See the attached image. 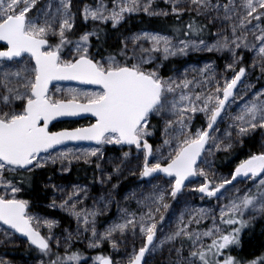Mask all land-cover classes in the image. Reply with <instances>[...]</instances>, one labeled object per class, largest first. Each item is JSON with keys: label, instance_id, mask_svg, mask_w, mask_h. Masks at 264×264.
Masks as SVG:
<instances>
[{"label": "snow or ice", "instance_id": "6c2138e0", "mask_svg": "<svg viewBox=\"0 0 264 264\" xmlns=\"http://www.w3.org/2000/svg\"><path fill=\"white\" fill-rule=\"evenodd\" d=\"M162 4L0 0V245L24 238L35 264H244L233 252L264 219V86L248 82L257 71L264 80V0ZM141 13L171 18V33L121 34L106 50V26L119 33ZM190 53L225 57L223 70L207 62L161 74L165 62ZM54 82L92 88L53 92ZM84 115L92 118L86 127L50 128ZM108 146L119 155L107 156ZM221 152L246 158L225 176L214 166ZM81 164L93 168L99 195L57 183ZM125 173L142 183L122 195ZM29 190L37 201L51 193L47 207L67 213L75 231L58 237V222L21 198ZM113 205L116 216L101 230ZM73 241L101 251L89 258Z\"/></svg>", "mask_w": 264, "mask_h": 264}, {"label": "trees", "instance_id": "16d2710c", "mask_svg": "<svg viewBox=\"0 0 264 264\" xmlns=\"http://www.w3.org/2000/svg\"><path fill=\"white\" fill-rule=\"evenodd\" d=\"M85 2V0H76L77 5ZM88 3H93L94 0H86ZM174 21L169 18L167 21L163 19L158 18H149L147 16H144L143 14L133 16L130 18L121 28L119 33L114 32V30L111 29L110 24L107 25V31H108V40H107V49L114 51L116 49L117 45V39L118 37L123 35H129L134 32H139L141 30H149V31H160L165 34H170L172 29V24ZM89 28L91 25L88 26ZM84 26L82 22H77V31H83ZM191 61H197V56H188L185 59L175 58L170 61L165 62V67L161 69V74L164 77H167L171 75L173 72L181 68L183 65L191 62ZM260 84L264 85V80H260ZM157 121L154 119L152 121L153 124H155ZM202 122L201 119H197L196 123L200 124ZM78 125V123H62L59 125H56L52 128V130H58L61 128H75ZM155 143V141H154ZM110 151H113V148L110 149ZM245 153L248 152V148L245 147L243 150ZM116 152V151H114ZM246 158V155H238V153H233L232 155H229L227 153H219L216 156L215 160V167L225 173L228 174L231 170L234 169L237 163H239L240 159ZM93 175L94 171L93 168H88L85 165H77L73 166L72 172L70 176L64 180H57V183H63V184H69L70 182H78L81 185L84 186H90L93 188L94 192L97 191V185H93ZM128 184L124 183L122 185V189L127 187ZM36 190L38 191L41 188V185L39 182L35 185ZM121 189V191H122ZM51 193H49L47 196L41 195L40 199L37 201L36 199H33L36 196V192L29 190L25 193L21 194V198L26 199H32L33 200V207L32 211L33 213H38L43 216H48L50 218H53L59 223V228L63 229H71L74 224L72 220L65 214L47 208L48 199L50 197ZM260 228H258V225L250 227L249 231H245L241 237L242 244L241 247L236 249L233 252V255H236L241 261L244 262V264H248L250 261L258 260L262 257H264V219H262L259 222ZM247 232L246 235H244ZM74 249L81 251L85 256L87 255L86 252L79 246L75 245ZM63 250H61L62 252ZM0 255L8 256L9 258L14 259H35L36 253L34 251H31L28 246L25 248H16V249H9V248H2L0 247ZM88 256V255H87Z\"/></svg>", "mask_w": 264, "mask_h": 264}, {"label": "rangeland", "instance_id": "374dc122", "mask_svg": "<svg viewBox=\"0 0 264 264\" xmlns=\"http://www.w3.org/2000/svg\"><path fill=\"white\" fill-rule=\"evenodd\" d=\"M159 3H160V6H163V4H162V0H159ZM141 14H142V13H141ZM163 34H165V33H163ZM189 56H194V53H190ZM187 57H188V56H187ZM215 57H216L217 59L220 60L219 63H218V61H217V63H216V64H217V66H216V67H217V71H222V70H223V67H224V64H225V57L220 56V55H218V54H215ZM179 58H180V59H185L186 57H179ZM223 59H224V60H223ZM222 60H223V61H222ZM247 62H248V63L251 62V61H250V58H248ZM201 66H203V64L200 65L199 62L191 61V62L187 63L186 65H183L181 68H179L178 71H179V72H183L186 68L201 67ZM176 71H177V70H176ZM176 71H175V72H176ZM175 72H173L171 75H173ZM229 75H231V74L229 73ZM259 75H260V73H259L258 71L255 72V73L250 77V79H249V81H248L249 83L255 84L257 88H260V87L264 86V85L260 84V81L257 82V80H256V77L259 76ZM165 78H166V77H165ZM55 87L68 88V87H75V86H62V85H57V86H54V87L52 88L53 92H55ZM76 88H79V87H76ZM81 89H82V88H81ZM84 90H87V89H84ZM86 124H87V123H84V125H86ZM67 129H69V128H67ZM112 148H113V146H108L107 156L119 155V152H118V151H116V152H114V151H110V149H112ZM221 153H222V152H221ZM218 154H219V153H217L216 156H217ZM216 156H215V158H214V166H215ZM93 167H94V166H93ZM215 169H216V171H217L219 174H221V175H225V176L228 175V174H225V173L219 171L216 167H215ZM113 182H116V181L114 180ZM124 183H127L128 186L122 189V185H123ZM141 183H142V182L139 181V179H138L137 177H135V176H130V175H128L127 173H125L124 177L121 178V189H122L121 194L123 195L126 191H131L132 189L137 188ZM96 185H97V191H96V192H94V190H93L92 187L87 186V187H89V191L91 192V195H93V196H97V195H99V193H100V185H99V184H96ZM51 195H52V194H51ZM51 195H50V197H49V199H48V203H50ZM192 203L195 204V205H197V206H200V205H201V201H199V199H195V200H193ZM87 204H88L89 206H91L92 201H91V200H88V201H87ZM212 204L214 205V204H215V201H213ZM203 206H208V205H207V204H204ZM179 207H180V206H178V208H179ZM47 208H48V207H47ZM49 209H52V208H49ZM53 210H57V211H59V212L65 214V215H67V213L60 211L58 208H57V209H53ZM116 213H117V209H116L115 205H113L112 208H111V211H110V213H109L108 216H102V217L99 218V226L101 227V230H102L103 226H104L106 223L110 222L111 219H114V218H115ZM177 214H178V213H177ZM42 216H43V215H42ZM67 216H68V215H67ZM45 217H47L48 219H52V220H54L53 218H50V217H48V216H45ZM68 217H69V216H68ZM69 218L71 219V217H69ZM170 219H171V218H170ZM71 220H72V219H71ZM261 220H262V219H259V220H258L254 225H252L251 227L258 225V228H260V226H259V222H260ZM55 221H56V220H55ZM72 222H73L74 226H73L71 229H69V230L74 232L75 229H76V222H75L74 220H72ZM167 223H168V221H166V224H167ZM207 223H210V221L206 222V224H207ZM249 229H250V228L245 229L244 232H245V231L248 232ZM65 230H67V229H63V230H62L61 228H59V223H58L57 228L54 229V231H55V233H56V235H57L58 237H59L61 234H66ZM44 231L46 232V229H45ZM244 232H242L241 237H242V235H243ZM247 232H246L244 235H246ZM73 245H74V247H75V245H79V246H80V247L86 252V254L88 255V256H87V255H86V256L89 257V258H90L91 256H93V255H96L99 251H101V250H90V249H88L87 246H86V241H83V242H80V241H73ZM0 247H2V248H9V249H16V248H25V247H27V244H26L25 242L20 241L19 239H17V240L15 241V243H8V244H6V245H0ZM61 250H63V249H61ZM75 250H76V249H75ZM102 251H103L105 254L111 253V249L109 248V246H108L107 244L104 245ZM113 255L116 257V259H119V258H120V254L113 253ZM1 256H3V255H0V257H1ZM3 258L9 260V261H10V264H35V260H36V258H35V259H29V260H26V259L22 260V259H21L22 261H20L19 259H14V258L12 259V258H9V257H6V256H3ZM248 264H249V263H248Z\"/></svg>", "mask_w": 264, "mask_h": 264}, {"label": "water", "instance_id": "95a60500", "mask_svg": "<svg viewBox=\"0 0 264 264\" xmlns=\"http://www.w3.org/2000/svg\"><path fill=\"white\" fill-rule=\"evenodd\" d=\"M57 85H62V86H75V87H79V88H85V89H91L92 86L90 85H79L76 82H54L53 86L50 87H54ZM92 122V118L90 116L84 115V116H80V117H64V118H60L57 121H53L52 125H50V128L52 130V128L56 125L62 124V123H78V125L76 127H81V126H88L89 123ZM84 123H87L86 125H84ZM63 129H67V128H61L55 131H60ZM54 131V130H52ZM82 147H88L89 145L84 144L81 145ZM20 241L25 242L24 238H18ZM26 243V242H25Z\"/></svg>", "mask_w": 264, "mask_h": 264}, {"label": "flooded vegetation", "instance_id": "af4514ba", "mask_svg": "<svg viewBox=\"0 0 264 264\" xmlns=\"http://www.w3.org/2000/svg\"><path fill=\"white\" fill-rule=\"evenodd\" d=\"M196 56H197V61L196 62H199V64L200 65H202V64H204V63H207V62H215V64L217 63V61H218V63H219V59H217L216 57H215V54H208V53H198V54H196ZM224 60V59H223ZM222 60V61H223ZM248 60V58H246V61ZM186 65V64H185ZM216 66H217V64H216ZM3 256H5V255H3ZM3 256H1V257H3ZM6 257H8V256H6ZM20 261H22L21 259H20Z\"/></svg>", "mask_w": 264, "mask_h": 264}, {"label": "built area", "instance_id": "2783aa9c", "mask_svg": "<svg viewBox=\"0 0 264 264\" xmlns=\"http://www.w3.org/2000/svg\"><path fill=\"white\" fill-rule=\"evenodd\" d=\"M196 54H198V53H194V55H196Z\"/></svg>", "mask_w": 264, "mask_h": 264}]
</instances>
